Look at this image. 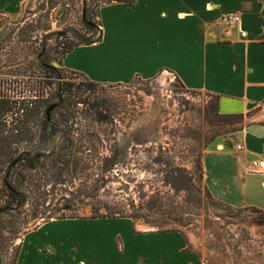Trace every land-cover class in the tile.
I'll use <instances>...</instances> for the list:
<instances>
[{
    "label": "rangeland",
    "instance_id": "rangeland-1",
    "mask_svg": "<svg viewBox=\"0 0 264 264\" xmlns=\"http://www.w3.org/2000/svg\"><path fill=\"white\" fill-rule=\"evenodd\" d=\"M136 1L0 0V96L63 93L68 109L46 132L29 124L34 144H18V124L0 118V264L15 263L38 225L95 216L178 231L203 264H264V212L219 202L204 184L205 157L239 143L242 115L221 116L212 94L167 72L90 85L62 65L68 46L101 39L103 6Z\"/></svg>",
    "mask_w": 264,
    "mask_h": 264
},
{
    "label": "crops",
    "instance_id": "crops-1",
    "mask_svg": "<svg viewBox=\"0 0 264 264\" xmlns=\"http://www.w3.org/2000/svg\"><path fill=\"white\" fill-rule=\"evenodd\" d=\"M9 6V5H7ZM240 16L229 30L222 18ZM101 39L67 54L65 69L99 84L153 80L162 73L190 91L219 97L221 115L246 120L204 159V184L229 206L264 212V177L245 172L264 157V0H138L99 10ZM229 32L226 34V32ZM215 156L217 163H208ZM14 264H203L178 231L133 219H52L27 232Z\"/></svg>",
    "mask_w": 264,
    "mask_h": 264
},
{
    "label": "trees",
    "instance_id": "trees-1",
    "mask_svg": "<svg viewBox=\"0 0 264 264\" xmlns=\"http://www.w3.org/2000/svg\"><path fill=\"white\" fill-rule=\"evenodd\" d=\"M89 42H80L77 45H70L62 52V58H64L67 54L72 52L75 48L83 45H90ZM51 68H48L47 72H50ZM53 70V69H51ZM89 80V79H87ZM90 85L97 84L95 82L89 81ZM48 92L45 90L39 91V95L31 97L30 100H22L21 102H13L10 101L5 96H0V118L3 116H10L13 122L18 124L16 127L20 128V131L17 130L16 141L18 144H34V135L30 133L29 124L35 125V123L43 125V131L46 132L49 128V123L47 119L52 121V124L55 122H63L67 116V108L65 105V98L59 95L58 102H54V97L52 95H47ZM216 99L215 103L218 108L219 97L213 95ZM33 98V99H32ZM57 98V97H56ZM55 103V104H54ZM69 116V115H68ZM222 116V115H221ZM227 115H224L226 117ZM67 122V120L65 121ZM52 126H55V125ZM31 135V136H29ZM25 136V137H21ZM42 140H44L45 135L40 136ZM27 157V156H26ZM23 159V158H22ZM15 191V189H12ZM92 218H124V217H92ZM65 219V218H61ZM17 259V257H16Z\"/></svg>",
    "mask_w": 264,
    "mask_h": 264
},
{
    "label": "built area",
    "instance_id": "built-area-1",
    "mask_svg": "<svg viewBox=\"0 0 264 264\" xmlns=\"http://www.w3.org/2000/svg\"><path fill=\"white\" fill-rule=\"evenodd\" d=\"M223 23L229 30L237 27L240 24V16L237 14H228L222 18ZM226 32L228 34L229 32ZM171 76V74H169ZM242 150V145L239 143L235 145V151L240 152ZM245 172L250 175L262 176L264 177V157L259 159L251 160L246 164Z\"/></svg>",
    "mask_w": 264,
    "mask_h": 264
}]
</instances>
